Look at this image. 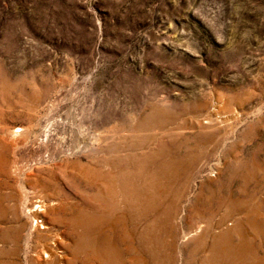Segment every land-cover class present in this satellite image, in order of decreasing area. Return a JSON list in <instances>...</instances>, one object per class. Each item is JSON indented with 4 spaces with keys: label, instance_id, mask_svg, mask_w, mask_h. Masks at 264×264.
I'll return each instance as SVG.
<instances>
[{
    "label": "rangeland",
    "instance_id": "rangeland-1",
    "mask_svg": "<svg viewBox=\"0 0 264 264\" xmlns=\"http://www.w3.org/2000/svg\"><path fill=\"white\" fill-rule=\"evenodd\" d=\"M142 157L186 165L173 187L151 192L157 216L149 208L136 224L156 220L158 230L163 211L176 207V238L172 217L159 234L175 242L165 249L173 264H228L216 237L243 217L229 211L233 203L261 214L260 234L246 233L264 264V0H0L8 264H38V236L51 234L34 214L40 198L45 211L53 199L60 209L47 214L62 219L91 204L118 243L116 264H133L123 244L138 214H127L120 182L127 169L139 182ZM107 172L120 182L109 187ZM211 193L214 203L223 197L221 214L196 217L194 203ZM65 237L54 264H82Z\"/></svg>",
    "mask_w": 264,
    "mask_h": 264
},
{
    "label": "bare ground",
    "instance_id": "bare-ground-1",
    "mask_svg": "<svg viewBox=\"0 0 264 264\" xmlns=\"http://www.w3.org/2000/svg\"><path fill=\"white\" fill-rule=\"evenodd\" d=\"M139 160H141L142 163V171L138 183L129 169L126 170L125 177L122 175L121 182L118 180L115 173H106L109 177V179H106L110 185L109 187H111L112 184L116 185L119 182L125 186L121 197L125 202L124 206L127 207V214L130 216L135 213L138 214L137 219L139 220L136 219L137 221H133L134 223L131 228L125 230L126 240L123 244V250L127 253H131L133 264H146L148 261L147 257L151 259L153 264H173L174 258L172 253H168L165 249L169 244L170 247L173 248L175 242L173 243L172 240L169 244L166 242L164 243L159 234L162 231V228L164 229L165 227L167 230L170 222L167 223L166 219H169V217H172V219L174 218L176 207L171 206L163 211L162 220H164V223L162 228H159L158 230L155 225L156 220L153 221L154 225L151 227L147 225L140 228L136 224H141L140 218L146 216L149 208H151V211L156 212L157 216L158 213L156 211L157 208L155 209V203H148L153 195L151 192L153 189L158 188L163 193V189H167L171 182L173 187L177 180L175 176L178 175L179 170L186 165L184 160H165L162 157H160V159L142 157L139 158ZM159 178H163V184H160ZM93 185H95V181ZM213 200L214 194L211 193L205 198L203 203L196 201L194 203L197 207L195 212L196 217L203 216L207 219L210 217L209 220H212L211 215L215 216L216 213L220 215L223 206V197L219 196L215 203ZM38 201L41 202V204L36 205V213L34 214H36L37 219H41L37 220L40 222L39 225L41 228L51 232L50 236H48L50 238H47L43 233H40L38 236V246L34 248V257L38 264H54L53 261L56 258V254H59L57 253L59 244L63 243L62 239L65 236V238H68L67 240H69V242H65L64 244L72 255L71 260L80 261L82 264H116L119 261L120 249L118 243L112 240L107 231H103L101 228V219L95 214V208L91 204L79 202L76 209H73L72 211L68 209L69 216L66 219H62L54 216L50 217L48 216L49 214H47L48 212L54 213L60 209V206L55 204L53 199L50 200L51 207H49V209L46 205V208L48 209L47 211H45L44 207V203H46L45 200L40 198ZM231 208L241 210L243 217L234 221L233 227L223 230L217 235L216 239L224 241L221 250L222 259L228 264H245L247 262L250 264H259L261 261L254 257V251L251 250L250 246L253 238L250 237L251 240H248V234L246 232H249L252 235L260 234L259 232L262 229V226L259 225L258 221L261 214L257 213L256 210L249 208L243 209V206L237 203L230 204L229 211ZM229 211H227L226 214H228ZM42 216L50 218L52 222L51 225L48 221L45 224ZM217 220L220 223L221 216H218ZM262 221H264V219H262ZM173 223L172 236L175 239L177 236V226L175 225L174 219ZM56 225H63L64 230L61 228L62 231L59 230L56 228ZM248 227L251 228V231ZM208 228L209 224L206 226L205 231H208ZM4 231L7 234L12 235L10 227H4ZM235 231L238 235L237 242H233L235 240L233 232ZM7 238V236H2L0 233V264H8L9 257L14 251V248L6 249L2 247L1 244L5 243ZM153 239L156 240L157 245H148L150 243L149 240L152 241ZM164 250L165 252H163ZM45 257H51V260L43 262V258Z\"/></svg>",
    "mask_w": 264,
    "mask_h": 264
}]
</instances>
